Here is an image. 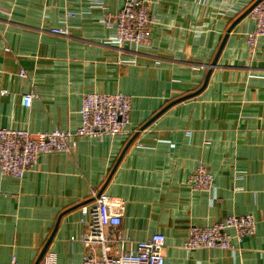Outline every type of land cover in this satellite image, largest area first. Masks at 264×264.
I'll list each match as a JSON object with an SVG mask.
<instances>
[{
	"label": "crops",
	"instance_id": "crops-1",
	"mask_svg": "<svg viewBox=\"0 0 264 264\" xmlns=\"http://www.w3.org/2000/svg\"><path fill=\"white\" fill-rule=\"evenodd\" d=\"M123 1L0 0V129L74 130L86 93L132 97L127 134L75 136L22 178L0 170V264H36L66 210L46 254L80 264L81 207L102 189L126 202L113 253L161 233L166 264H264V37L251 51L245 15L257 0H148L156 23L138 48L113 39ZM200 163L212 192L188 185ZM246 213L256 233L233 251L183 248L191 224Z\"/></svg>",
	"mask_w": 264,
	"mask_h": 264
},
{
	"label": "built area",
	"instance_id": "built-area-1",
	"mask_svg": "<svg viewBox=\"0 0 264 264\" xmlns=\"http://www.w3.org/2000/svg\"><path fill=\"white\" fill-rule=\"evenodd\" d=\"M255 22V29L247 32L251 51L256 42L264 37V0L257 3L248 13ZM116 26L113 37L117 46L126 44L136 48L149 44L152 27L156 23L151 3L148 0H124L112 19ZM55 35L68 36L66 27L51 28ZM25 76L26 72H20ZM34 94L24 93L22 103L33 104ZM132 97L122 92H89L83 97L80 109L81 124L74 130L55 129L49 132H30L21 128L0 129V170L3 175L22 178L38 162L41 155L65 153L70 150L73 137L102 139L107 136L124 135L131 124ZM214 174L208 166L200 163L192 172L188 185L192 191L212 192ZM95 201L81 207L83 216H88L86 230L80 240L87 249L80 264H166L164 234H153L149 239L136 242L130 250L120 249L113 253L112 243L120 237L125 200L109 193L95 192ZM86 222V221H85ZM257 220L251 213L233 214L214 224H191L183 248L234 250L233 241L241 243L256 233ZM74 240V238H72ZM131 242V239L124 240ZM12 264H18L13 258ZM41 264H57L55 253H47Z\"/></svg>",
	"mask_w": 264,
	"mask_h": 264
},
{
	"label": "water",
	"instance_id": "water-1",
	"mask_svg": "<svg viewBox=\"0 0 264 264\" xmlns=\"http://www.w3.org/2000/svg\"><path fill=\"white\" fill-rule=\"evenodd\" d=\"M260 1H262V0H257L248 10H247V12L245 13V15L246 14H248L249 12H250V10L257 4V3H259ZM244 15V16H245ZM205 84H206V82H205ZM204 84V85H205ZM196 94H190V95H187V96H184L183 98H180V99H178V100H174L173 102H171L169 105H168V107H170L171 105H173V104H175V103H177V102H179V101H181V100H183V99H185V98H190V97H192V96H195ZM167 107V108H168ZM165 111V109L164 110H162L161 112H159L156 116H154V118L150 121V122H147L142 128H141V130H143V129H145L154 119H155V117H157V116H159L160 114H162L163 112ZM137 136V135H136ZM136 136L135 137H133L130 141H129V143L127 144V146L125 147V149H124V151H123V153H122V155H124L125 154V152L127 151V149L129 148V146L131 145V143L134 141V139L136 138ZM104 190L102 189V190H100V192H103ZM68 211H70V210H66L63 214H61V216L59 217V219H58V222H57V225H56V227H55V229H54V232L52 233V235H51V237L49 238V240L47 241V243L45 244V246H44V248H43V250L41 251V253H40V255H39V258H38V260H37V263L36 264H40V262L43 260V258H44V256H45V254H46V252H47V250H48V247H49V245H50V243H51V241H52V239H53V237H54V235H55V233H56V231H57V228H58V225H59V223H60V220H61V218L63 217V215L64 214H66Z\"/></svg>",
	"mask_w": 264,
	"mask_h": 264
}]
</instances>
